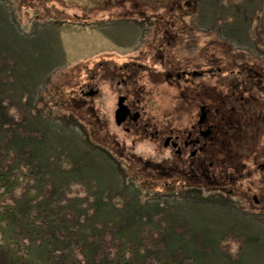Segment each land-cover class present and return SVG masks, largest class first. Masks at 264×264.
<instances>
[{"label":"rangeland","instance_id":"obj_1","mask_svg":"<svg viewBox=\"0 0 264 264\" xmlns=\"http://www.w3.org/2000/svg\"><path fill=\"white\" fill-rule=\"evenodd\" d=\"M186 1L169 5L185 12ZM188 1L193 10L176 8L160 35L176 36L184 54L202 48L210 65L255 64L264 87V0ZM133 7L0 0V161H15L29 183L22 222L0 235V264H264V213L209 184L179 183L153 144L115 125L116 84L96 65L151 37L137 26L150 11L123 23ZM93 82L102 94L84 95Z\"/></svg>","mask_w":264,"mask_h":264},{"label":"flooded vegetation","instance_id":"obj_2","mask_svg":"<svg viewBox=\"0 0 264 264\" xmlns=\"http://www.w3.org/2000/svg\"><path fill=\"white\" fill-rule=\"evenodd\" d=\"M104 1L134 5L123 14V23L131 21L127 19L131 13L139 16L150 11L142 21L150 22L137 26L153 31L138 48L116 45L115 50L94 56L97 60L103 53L113 55L97 61L96 66L109 69L108 77L116 84L113 114L117 128L153 144L165 173L185 180L179 183L188 182V187L191 183L209 184L239 200L245 210L264 213V87L255 64L241 65L238 59L234 65H210L202 48L184 54L179 52L176 36L169 31L160 35L158 28L164 18L176 8L183 12L181 16L188 14L193 1L185 2V12L179 5H169L173 0ZM115 55L127 58L119 65L114 63ZM148 61L160 67L145 66ZM88 88L82 90L84 95L102 94L97 82ZM164 96L170 102H163Z\"/></svg>","mask_w":264,"mask_h":264},{"label":"trees","instance_id":"obj_3","mask_svg":"<svg viewBox=\"0 0 264 264\" xmlns=\"http://www.w3.org/2000/svg\"><path fill=\"white\" fill-rule=\"evenodd\" d=\"M11 163H10L11 167H5V165H2L3 162L1 163L0 161L1 164L0 166L2 167V168L0 167V198L3 196L4 193L5 199L7 198L8 200V202L4 201L3 199L0 200V235L2 239L6 237L10 229L12 230V228L15 227L18 221L22 222L20 216L17 219L16 218L17 214H15L16 212L17 213L20 212V215H22L21 203L19 202L18 203L19 206L16 207L17 199H20V195L26 191L25 186L27 187L29 186V183L27 184L24 183L25 179L28 178L25 172H23V170L21 169V167L18 166V164H15V161ZM156 168H160V166L157 165ZM31 187L35 188L33 186ZM10 191L15 194L14 198L6 196ZM6 206L7 207L9 206L10 209L6 208ZM4 208H6V210H3ZM13 264H18V263H13Z\"/></svg>","mask_w":264,"mask_h":264},{"label":"water","instance_id":"obj_4","mask_svg":"<svg viewBox=\"0 0 264 264\" xmlns=\"http://www.w3.org/2000/svg\"><path fill=\"white\" fill-rule=\"evenodd\" d=\"M92 94H93V92H90L89 94H88V96H92ZM121 110H119V112H120Z\"/></svg>","mask_w":264,"mask_h":264}]
</instances>
